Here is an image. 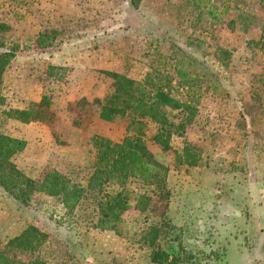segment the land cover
I'll use <instances>...</instances> for the list:
<instances>
[{"label": "rangeland", "instance_id": "rangeland-1", "mask_svg": "<svg viewBox=\"0 0 264 264\" xmlns=\"http://www.w3.org/2000/svg\"><path fill=\"white\" fill-rule=\"evenodd\" d=\"M223 3L228 12L211 29L195 25L190 0H139L136 8L129 0H0V23L9 28L0 38L18 46L4 75L0 133L25 142L11 160L32 179L54 171L85 187L94 167L91 136L120 142L128 135L127 122L102 121L92 104L111 83L102 71L142 80L155 53L175 49L197 60L201 80L198 113L183 137L170 139L173 152L150 144L169 167L165 207L155 186L129 182L127 204L147 196L157 209L128 211L117 233L95 227L100 194L88 193L70 210L44 193L23 206L0 187L1 244L35 226L47 235L39 257L49 264H152L140 239L156 225L159 246L170 256L180 245L206 256L200 264H264V0L213 5ZM44 95L51 98L50 122L1 117ZM174 114L168 113L172 120ZM154 132L149 127L147 138ZM185 142L201 153L194 167L178 162ZM105 190L121 191L116 182Z\"/></svg>", "mask_w": 264, "mask_h": 264}, {"label": "trees", "instance_id": "trees-1", "mask_svg": "<svg viewBox=\"0 0 264 264\" xmlns=\"http://www.w3.org/2000/svg\"><path fill=\"white\" fill-rule=\"evenodd\" d=\"M138 3L139 0H129L133 8ZM214 3L215 0H190L195 25L202 23L212 29L222 22L221 18L229 7L224 6V3L214 7ZM244 24L242 27L245 29ZM229 26H233V21H230ZM8 30L6 24L0 23V35ZM41 43L43 44L39 39L37 44ZM17 50V45L6 44L0 38V107L5 104V71L15 58ZM222 53L226 54L227 51L223 50ZM176 54H180V57H175ZM196 62L191 55L174 49L169 55L155 53L149 71L142 80L102 71L111 79V83L103 98L94 99L92 104L99 107V118L102 121L127 122L128 135L120 142L98 135L91 136L94 167L85 187L70 183L63 175L54 171L46 172L38 179L26 176L11 160L24 150L25 142L3 133H0V187L23 206L29 205L34 194L44 193L60 199L70 210L77 207L88 193L100 194L99 220L95 227L104 229L108 225L117 233L118 225L123 222L122 218L128 211L134 210L142 214L147 211L155 213L157 209L155 201L147 196H141L133 207L127 204L124 188L128 187L129 182L137 181L143 186H155L158 189L155 198L158 203H164L165 207L169 201V192L164 189L163 176L169 172V167L156 158L150 150V144L163 153L173 152L170 139L183 137L192 125L198 113L201 93V80L195 71ZM261 77L264 79V69ZM215 82L218 80L215 79ZM211 86H214L212 90L216 92L218 85L213 83ZM51 105V98L44 95L38 102H30L22 109L2 110L1 117L6 121L13 120L26 125L45 124L54 118ZM169 112L175 113L173 120L168 115ZM151 126L155 127V132L148 139L147 132ZM200 159V151L185 142L178 155L179 164L194 167ZM111 182L118 183L121 189L115 195H109L105 190ZM164 216V213L159 215L162 218ZM142 234L140 246L150 250L149 260L152 264H200L199 261H205L206 256L188 253L180 245L177 254L170 256L159 246L160 228L156 225L149 226ZM46 241L45 233L35 226H28L18 236L0 243V264H49L39 257Z\"/></svg>", "mask_w": 264, "mask_h": 264}]
</instances>
